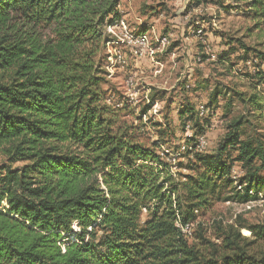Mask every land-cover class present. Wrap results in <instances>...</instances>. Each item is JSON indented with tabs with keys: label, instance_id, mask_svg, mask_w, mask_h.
Masks as SVG:
<instances>
[{
	"label": "trees",
	"instance_id": "1",
	"mask_svg": "<svg viewBox=\"0 0 264 264\" xmlns=\"http://www.w3.org/2000/svg\"><path fill=\"white\" fill-rule=\"evenodd\" d=\"M119 1L0 0V264H264V252L239 246L238 232L223 235L222 250L207 243L205 256L183 231L214 203L264 197V146L242 138L243 118L203 154L205 125L186 104L177 127L192 135L169 158L166 118V130L154 124L161 140L147 145L108 104L101 62L113 42L106 28L121 21ZM247 5L253 28L264 30V0ZM241 61L264 85V49ZM231 93L263 112L255 95ZM222 95L214 88L205 109ZM247 229L264 243V226Z\"/></svg>",
	"mask_w": 264,
	"mask_h": 264
},
{
	"label": "rangeland",
	"instance_id": "2",
	"mask_svg": "<svg viewBox=\"0 0 264 264\" xmlns=\"http://www.w3.org/2000/svg\"><path fill=\"white\" fill-rule=\"evenodd\" d=\"M248 2L205 0L193 7L190 0L119 1L121 21L116 28L105 31L113 42L106 46L107 58L103 56L101 62L106 72L103 89L109 98L108 104L119 109L120 120L134 127L137 136L147 145L161 140L154 124L166 130V118L173 135L161 151L170 152L171 158L179 146L182 154L183 140L192 131L183 132L177 127V112L190 104L198 114V108L207 106L212 90L217 88L221 94L228 92V95L220 96L216 107L206 109L203 117L198 115L199 123L205 125L203 135L198 137L205 141L202 153L214 152L230 120L237 117L246 122L242 138H256L264 146V85L257 86V80H253L256 67L241 61L244 51L251 61L254 53L264 49V30L253 28ZM176 18L184 22L181 37L179 33L174 34L176 29L167 21ZM198 29L202 30L200 38ZM124 30L134 35L149 32L147 45L153 54L145 51L134 55L127 40H120ZM231 91L244 94L245 98L255 95L263 112L259 115L251 112ZM152 94L156 99L152 100ZM229 98L231 105L225 108ZM145 107L148 109L143 114L141 110ZM179 162L184 163L182 159ZM4 164L7 162L0 152V166ZM20 166L21 163H15L12 168ZM240 171L235 164L231 179L239 180ZM196 216V221L184 232L188 243L201 254H210L207 243L222 250V237L231 231L238 232L237 243L246 252L255 256L264 252V243L247 229V226H264V197L247 204L217 202ZM73 231L78 232L75 227Z\"/></svg>",
	"mask_w": 264,
	"mask_h": 264
},
{
	"label": "built area",
	"instance_id": "3",
	"mask_svg": "<svg viewBox=\"0 0 264 264\" xmlns=\"http://www.w3.org/2000/svg\"><path fill=\"white\" fill-rule=\"evenodd\" d=\"M116 27H117V25H115L114 27H108V28L114 29ZM110 32L113 33L112 30H110ZM196 33H197L198 37L200 38L201 34H202V30L198 29L196 31ZM120 40H127V44L129 45V47L131 49L132 48L134 49V55H137V54L141 55L142 52L144 53L145 51H150V53L153 54V52H151V50L149 49V45H147L148 44V37L145 34H141L140 33V34L134 35V34H132L130 32L125 31L124 35L122 36V38ZM205 112H206V109H205L204 106H200L198 108V115L200 117H203ZM204 147H205L204 139L202 137L198 138L197 139V147H196V149L198 151H202ZM185 230H183V231H185Z\"/></svg>",
	"mask_w": 264,
	"mask_h": 264
},
{
	"label": "crops",
	"instance_id": "4",
	"mask_svg": "<svg viewBox=\"0 0 264 264\" xmlns=\"http://www.w3.org/2000/svg\"><path fill=\"white\" fill-rule=\"evenodd\" d=\"M183 11V8L181 9L180 12ZM177 19V18H176ZM170 27H172V29H176V32L174 34H180V37L183 35L185 29H184V22H180L179 19L177 20H167ZM149 32H144L142 34H145L146 36L148 35ZM149 38V36H147Z\"/></svg>",
	"mask_w": 264,
	"mask_h": 264
}]
</instances>
